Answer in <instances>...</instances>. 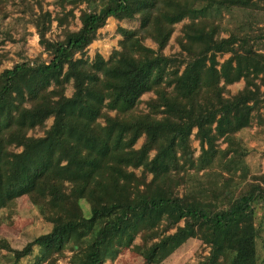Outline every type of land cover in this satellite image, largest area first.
<instances>
[{
    "label": "trees",
    "instance_id": "16d2710c",
    "mask_svg": "<svg viewBox=\"0 0 264 264\" xmlns=\"http://www.w3.org/2000/svg\"><path fill=\"white\" fill-rule=\"evenodd\" d=\"M35 2L23 11L46 58L0 71V211L25 197L49 228L21 247L0 237L9 264H56L66 251L69 264H105L126 249L160 264L192 239L207 247L193 264H258L264 172L217 212L186 194L246 176L237 133L264 124V23L253 12L264 0H56L54 13ZM233 10L242 19L225 35L222 13ZM110 17L138 25L117 26L119 48L90 58L87 47ZM54 21L60 34L49 39ZM179 23L178 50L166 54Z\"/></svg>",
    "mask_w": 264,
    "mask_h": 264
},
{
    "label": "rangeland",
    "instance_id": "374dc122",
    "mask_svg": "<svg viewBox=\"0 0 264 264\" xmlns=\"http://www.w3.org/2000/svg\"><path fill=\"white\" fill-rule=\"evenodd\" d=\"M25 1V2H24ZM36 0H0V53L4 52L8 54L9 59H4L0 65V71L4 68H10L13 63L20 61L23 58L33 59L41 54V58H46L45 44L43 45L35 31L34 26L29 20L25 9V3L34 4L35 9ZM41 3L43 9H48L53 13L58 10V6L55 5L56 0H38ZM260 5L264 6V2H260ZM86 4H81L74 10L75 15L79 14L80 8H84ZM69 6H66L68 8ZM254 17L258 22L264 23V7L253 8ZM222 25L226 28L223 34H227V30L235 28L241 21L239 12L232 11V14L222 13ZM255 19V21H256ZM186 21V20H185ZM182 23L176 25V30L173 33L168 46L164 52L166 54L173 53L178 50L175 43V36L179 33V29ZM79 25L77 19H73L69 24V28L76 29ZM123 26L127 28L135 27L138 25V21L134 20H116L113 17L107 19L106 24L99 29L97 39L87 47L86 54L92 58L95 52L100 53L104 58H108L113 49L118 47V40L121 36L116 33L117 26ZM7 34L16 39L17 42L12 41L7 37ZM60 34V28L56 26V22H52L50 30L47 32L49 39H54ZM149 46L154 47L149 39L145 41ZM243 85V81L240 80L229 86L230 92L235 93ZM72 87L68 85L66 94L70 95ZM149 94H144L142 99H146ZM141 107H144L143 103H140ZM51 119L47 121L50 124ZM195 129L193 130V132ZM37 134H42L38 132ZM241 139V143L244 145L246 151L244 157V163L246 164V176L242 181H237L232 178L228 187H222V179L217 178L218 187L215 190H207L206 192L189 195L186 191L187 184L179 187L180 195L187 193V200L195 201L199 205L205 206L209 212H217L225 207L233 204L237 198L247 192V180L252 174L264 172V124L262 126L257 125L255 122L251 127L242 129L237 133ZM143 140L140 137L135 147H138ZM191 144L195 147L194 155H198L199 144L198 141L191 135ZM226 143H220V147L223 148ZM217 171H220L216 168ZM195 169H188V173L193 174L201 179L215 178L213 175H207L205 171L199 170L195 172ZM139 173V170H136ZM204 173V174H203ZM236 175L240 174V169L235 172ZM194 176V177H195ZM224 177H229L225 171H223ZM216 179V178H215ZM225 192V193H224ZM191 194V193H190ZM84 214H88V210H84ZM182 223V222H180ZM254 223L260 227L259 236L256 239L257 252H258V264H264V206L256 207L254 215ZM49 224L44 222L37 213L35 207L25 197L17 198L9 203L3 210L0 211V237L7 239L13 247H21L26 241L32 239L35 235L47 231ZM171 229L170 231H173ZM137 238L135 242H138ZM207 247L200 243L197 239L188 240L179 249H177L170 257L161 262L160 264H193L198 260L199 255L205 254ZM70 255L69 251L65 252V257H61L57 260L56 264H69L67 257ZM10 252L4 248H0V264H9ZM105 264H145L140 256L132 249H126L120 253L113 261L108 260Z\"/></svg>",
    "mask_w": 264,
    "mask_h": 264
}]
</instances>
